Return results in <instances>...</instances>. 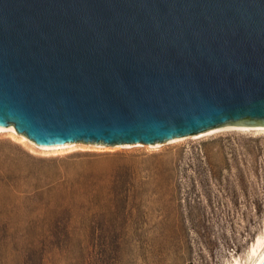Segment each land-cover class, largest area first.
<instances>
[{"label": "water", "instance_id": "1", "mask_svg": "<svg viewBox=\"0 0 264 264\" xmlns=\"http://www.w3.org/2000/svg\"><path fill=\"white\" fill-rule=\"evenodd\" d=\"M0 127L42 147L264 127V0H0Z\"/></svg>", "mask_w": 264, "mask_h": 264}, {"label": "rangeland", "instance_id": "2", "mask_svg": "<svg viewBox=\"0 0 264 264\" xmlns=\"http://www.w3.org/2000/svg\"><path fill=\"white\" fill-rule=\"evenodd\" d=\"M19 136L0 132V264H244L262 230L264 132L55 152Z\"/></svg>", "mask_w": 264, "mask_h": 264}, {"label": "bare ground", "instance_id": "3", "mask_svg": "<svg viewBox=\"0 0 264 264\" xmlns=\"http://www.w3.org/2000/svg\"><path fill=\"white\" fill-rule=\"evenodd\" d=\"M224 130L264 132V127H225V128H219V129H213V130L206 131L204 133H201L200 137L204 136V135H211V134L217 133L219 131H224ZM0 132L1 133L2 132H10V133H13L15 135H19L11 127H5V128L0 127ZM19 137L22 140H24L25 142L37 147L38 149H40L42 151H52V152L64 151L67 149H72L75 146H77L76 143H67V144L60 145V146L42 147V146H38V145L34 144L33 142L27 140L22 135H20ZM180 140L181 139H174L170 143H174V142H177ZM141 146H142L141 144H134L132 146L121 145V146H116V148H129V147H141ZM153 147H158V146H157V144H155ZM263 257H264V224H263V227H262L260 234L257 236L255 241H253V243L250 245V248L246 254V263H244V264H259V262L263 259ZM235 264H243V263L240 259L239 260L236 259Z\"/></svg>", "mask_w": 264, "mask_h": 264}, {"label": "trees", "instance_id": "4", "mask_svg": "<svg viewBox=\"0 0 264 264\" xmlns=\"http://www.w3.org/2000/svg\"><path fill=\"white\" fill-rule=\"evenodd\" d=\"M46 210H44L43 212L39 213V216H45Z\"/></svg>", "mask_w": 264, "mask_h": 264}]
</instances>
